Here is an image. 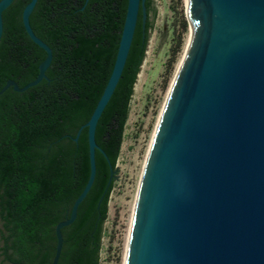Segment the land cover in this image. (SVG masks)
Masks as SVG:
<instances>
[{"label": "water", "instance_id": "95a60500", "mask_svg": "<svg viewBox=\"0 0 264 264\" xmlns=\"http://www.w3.org/2000/svg\"><path fill=\"white\" fill-rule=\"evenodd\" d=\"M0 0V42L5 11ZM38 0L22 11L30 40L46 53L37 77L48 79L53 52L30 23ZM146 0H128L114 66L87 129L89 177L69 215L55 227L51 264H59L63 229L72 225L96 177V129L122 77ZM192 33L169 90L144 166L125 264H264V0H186ZM189 21V20H188ZM109 178L96 210L116 178Z\"/></svg>", "mask_w": 264, "mask_h": 264}, {"label": "trees", "instance_id": "16d2710c", "mask_svg": "<svg viewBox=\"0 0 264 264\" xmlns=\"http://www.w3.org/2000/svg\"><path fill=\"white\" fill-rule=\"evenodd\" d=\"M30 0L5 11L0 42V90L8 80L20 87L38 75L46 53L22 24ZM128 0H38L30 17L35 34L53 52L48 79L24 93L0 96V264H51L55 227L69 215L89 177L87 129L111 75ZM139 17L119 84L99 119L96 177L76 221L63 229L59 264H98L102 226L113 183L96 210L123 144L134 86L145 58L152 1ZM184 26H187L184 20Z\"/></svg>", "mask_w": 264, "mask_h": 264}, {"label": "rangeland", "instance_id": "374dc122", "mask_svg": "<svg viewBox=\"0 0 264 264\" xmlns=\"http://www.w3.org/2000/svg\"><path fill=\"white\" fill-rule=\"evenodd\" d=\"M151 1V29L102 226L98 264H125L148 151L189 32L186 0Z\"/></svg>", "mask_w": 264, "mask_h": 264}, {"label": "bare ground", "instance_id": "6f19581e", "mask_svg": "<svg viewBox=\"0 0 264 264\" xmlns=\"http://www.w3.org/2000/svg\"><path fill=\"white\" fill-rule=\"evenodd\" d=\"M187 13H188V20H189V32H188V36H187V39H186V41H185V44H184V49H183V53H182V56H181V59L179 60V62H178V65H177V69H176V72H175V75H174V78H175V76H176V74H177V71H178V69H179V67H180V64H181V62H182V60H183V58H184V55H185V53H186V51H187V49H188V46H189V44H190V40H191V33H192V21H191V15H190V12H189V10H188V8H187ZM139 78H140V76H139ZM174 78H173V81H174ZM140 80V79H139ZM173 81H172V83H173ZM172 83H171V85H172ZM171 85H170V88H171ZM170 88H169V90H170ZM168 93H169V91H168ZM167 96H168V94H167ZM167 99V98H166ZM165 102H166V100H165ZM164 105H165V103H164ZM164 105H163V108H164ZM163 108H162V110H161V112H160V116H161V113H162V111H163ZM160 116H159V118H160ZM159 121V120H158ZM137 202V201H136ZM136 206V205H135ZM131 227H132V225H131ZM130 232H131V230H130ZM129 238H130V235H129ZM128 243H129V241H128Z\"/></svg>", "mask_w": 264, "mask_h": 264}]
</instances>
